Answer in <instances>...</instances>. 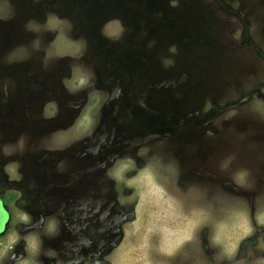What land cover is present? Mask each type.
Listing matches in <instances>:
<instances>
[{
	"label": "rangeland",
	"instance_id": "obj_1",
	"mask_svg": "<svg viewBox=\"0 0 264 264\" xmlns=\"http://www.w3.org/2000/svg\"><path fill=\"white\" fill-rule=\"evenodd\" d=\"M17 49L38 57L8 65V57L13 58ZM189 52L199 58L185 68L188 76L182 82L181 64ZM0 56L7 78L36 82V89L29 88L33 101L36 97L43 103L52 101L50 107L43 106L48 115L41 123L45 135L57 131L51 138L56 148L45 151V162L52 159L54 150L63 156L62 164L57 162L44 174L47 181L43 184L54 195L67 189L57 185V178L86 182L80 176L95 169L98 160L104 169L115 166L121 174L133 164L142 168L127 181L140 201L135 220L123 226L124 237L115 250L122 226L112 229L114 238L104 242L114 244L109 264H190L184 258L187 255L195 264H264L261 0H0ZM47 64L51 68L44 72L41 69ZM15 66L21 67L20 75ZM137 80L159 85L141 88ZM39 88L47 91L38 92ZM227 96L228 101L223 100ZM76 97L83 101L79 111L71 114L70 103ZM29 101H10L18 105L10 126L30 128L35 123L28 122L21 109L33 112ZM5 107L2 104L0 112ZM217 109L218 119L210 121ZM135 112L141 113L139 123L151 121V127L136 125L134 119L140 116ZM199 115L204 146L199 174L214 177V166L222 158L225 163L219 166L228 167L217 175L221 181L202 182V194L197 187L179 184L180 175L191 168L185 163L180 166L175 158L163 159L165 154L174 155L166 148L179 143L166 141L169 136H163L166 131L160 129L166 123L175 127L178 118L182 119L179 127L185 128L184 122L190 124ZM11 139L13 148L22 146L21 135L5 129L0 142ZM28 139L36 143L39 137ZM224 141L237 153L231 156L229 149L219 153L217 146L225 145ZM153 148L161 151L152 155ZM207 148L214 151L203 159ZM143 154L141 165L139 155ZM55 158L58 161L59 154ZM23 161L18 160L21 165ZM13 162L18 163L15 158ZM215 184H221L224 193L210 188ZM186 210L189 214L185 215ZM18 224L28 226L30 222H15L13 233ZM242 246L250 254L238 251L232 256ZM25 251L27 256L22 257L19 247L6 254L0 250V263L12 264L22 258L18 264H40L37 254L33 260L38 247Z\"/></svg>",
	"mask_w": 264,
	"mask_h": 264
},
{
	"label": "flooded vegetation",
	"instance_id": "obj_2",
	"mask_svg": "<svg viewBox=\"0 0 264 264\" xmlns=\"http://www.w3.org/2000/svg\"><path fill=\"white\" fill-rule=\"evenodd\" d=\"M261 1L264 3L263 0ZM203 19L205 20L202 15V21ZM13 54H15L14 57H8L9 61H7V63H26L29 59L38 57L37 53H32L24 49L14 50ZM21 54L24 56H21ZM185 55H187V60L183 63L186 64L181 66L184 70L181 75L179 74V78H186L188 74H186L185 68L188 69L192 67L194 62L199 58V56L191 52ZM191 56L193 57L192 59ZM12 63H8V65H13ZM33 63L32 61V64ZM37 65L39 66V64ZM15 68L18 73L21 67L15 66ZM49 68L51 67H48L47 64L43 66L41 70L46 72L49 71ZM11 69H14V66ZM179 69L176 70V72H179ZM226 74L223 73L224 76H227ZM18 75L20 74L18 73ZM169 77L170 75L168 79ZM205 78L207 77L205 76ZM35 83L36 82H31L29 80L25 81L23 79L14 82L10 80V78H7L6 73L3 71L2 59H0V110L2 104L6 105L5 109L0 112V137L5 129H9L12 135L17 137L21 135L22 137V146L19 147L20 150L16 147L13 148V139L0 142V147L2 149L0 151V250H2V253L5 252L4 254H6L7 251L11 252L12 249L19 247L23 250L22 257H25L27 256L25 250L29 252L32 247L34 249L38 247V251L35 253L33 260L37 254V260L40 264H109L107 258L110 252H112V247L110 246L114 244H104V242H106L107 239L110 241L114 238V234L111 233L112 229L117 228L118 230L121 229L122 226V237L118 244L114 246L115 248L113 247V250H115L120 246L119 244L123 240V226L135 220V216H137L136 210L140 201L137 200L138 197L134 194V192H137L136 189L130 186L127 181L130 178L136 177L137 173L142 171V168L140 165H138L139 168H137L136 164H133V168H131L129 172L121 174L116 170L115 166L104 169L103 162L98 160L95 163V169L93 168L91 172L89 170L87 176H80L79 180L81 178H86V182L75 183L73 178H57V185L67 189L54 195L53 190L48 187V184H43L47 181L44 174L48 173V167L53 168L57 162L62 164L60 160L63 156L59 153L60 151L54 150L52 151L53 153H51L52 159L46 162L44 160L46 157L45 151L50 147L56 148L54 146L56 144L51 142V138L53 135L52 132L57 131L51 130L49 136L44 134V124L41 123V121L43 119L47 120L46 117L48 115L44 112V107L46 105L50 107L52 101L43 103L38 97H36L34 101L31 99L29 88L33 87L36 89ZM158 83L159 82H154L152 80L145 84L142 83V80L138 82L141 88L149 84L150 86L159 85ZM150 89H152V87ZM37 91L42 92L47 90L45 88H39ZM173 92H175V90H173L172 93ZM221 92L222 89L218 90L217 95L219 96ZM226 93L227 91L222 96ZM230 95L232 96V93ZM229 96L225 97L223 100L228 101ZM82 98L83 97H76L72 100L70 103L72 105L71 114L72 112L76 114L79 111L83 101ZM28 99H30L29 103H33L35 108L33 112L30 110L25 111L24 108L21 109L29 116L36 118L37 121L31 119L27 114L22 113L26 116L27 121L29 120L31 123L35 122L33 125H36V128L31 129L33 125H30V128H16L17 126L13 128L9 124L11 123V118L18 105L10 103V101L17 100L20 102V100H22V102H24L27 100L28 102ZM136 114L140 116L134 119L136 125H144L146 128L151 127V121H146L147 124L139 123L141 120V113L137 112ZM219 114L218 109L215 110L209 120L214 121L218 119ZM186 120L184 119L183 121ZM175 122V127L172 126V128H170V125L166 123L165 128L163 125L160 128L166 131L163 136H169L166 141L179 143L178 145L167 147L166 151L169 150L174 153V155L170 157V155L165 154L163 159L169 160V158H175L180 166L185 163L186 167L191 168L188 169L185 174L180 175L183 179H181L179 184L182 183L185 187H197L202 194V182L211 183L210 181H215L217 183L221 181L220 176L217 175L227 170L228 167L221 168L219 166L225 163H223L224 158H222L223 161H217L216 164L218 163V165L214 166L213 174H216L214 177L202 176V173L199 174V172L202 171L201 155L204 152V146H202V116H197V119H193L190 124L184 122L185 128L179 127L182 124L181 118L176 119ZM151 132L154 131L152 130ZM28 136H38L39 140H37L36 143H30L27 141L29 140ZM250 141L249 143L256 148V145ZM185 142L191 146H187L188 144L186 145ZM224 143L225 145L217 146V149H220L218 151L219 153L227 149L231 151V156L233 153H237L234 147L227 146L225 141ZM239 143L234 146L239 145ZM224 146L226 149L223 148ZM9 148L10 150L8 152H4L3 149L8 150ZM15 150H19V152ZM159 150L160 148H153L150 152L152 155H155L159 153ZM205 151L208 152L203 155V159H206L214 150L212 148H207ZM14 153H17L16 157L13 155ZM58 154L59 158L57 161L55 157H57ZM14 158L17 159V162L18 160H24L23 165H21L22 163L20 162H18L20 165L18 163L14 164ZM139 158L141 159L140 164L143 165L145 159L144 154L142 156L139 155ZM186 162H189L191 167ZM86 167H88V163ZM74 183L76 184L75 187L69 188ZM210 188L217 190L218 194L224 193V188L222 189L221 184L218 186L215 184V186H210ZM208 197H212L211 192H209ZM200 202L202 204V196L200 197ZM184 214H189V211L186 210ZM20 220L24 222L29 221L30 224L28 226L18 224L13 233V225L15 222L19 223ZM116 222L121 223V225L116 224ZM249 238H251L250 235L246 236L242 242ZM189 243L190 241L184 242V244ZM41 244L47 245L42 247ZM243 248L244 250H242ZM248 249L249 248L242 246L232 256H236L238 251L250 254L247 252ZM11 254L13 255L14 253ZM184 258L188 260L190 264H195L191 261L190 256L187 255L184 256ZM21 259H14L15 263L12 262V264H18ZM54 259L55 261L52 262ZM58 259L62 261H58ZM4 264H9V262Z\"/></svg>",
	"mask_w": 264,
	"mask_h": 264
},
{
	"label": "water",
	"instance_id": "obj_3",
	"mask_svg": "<svg viewBox=\"0 0 264 264\" xmlns=\"http://www.w3.org/2000/svg\"><path fill=\"white\" fill-rule=\"evenodd\" d=\"M187 54H188V53H187ZM184 57L186 58L187 55H184ZM192 58H193V57L191 56V59H192ZM184 64H186V63H182L181 66H183ZM180 80L183 82L184 79H183V78H179V81H180Z\"/></svg>",
	"mask_w": 264,
	"mask_h": 264
},
{
	"label": "bare ground",
	"instance_id": "obj_4",
	"mask_svg": "<svg viewBox=\"0 0 264 264\" xmlns=\"http://www.w3.org/2000/svg\"><path fill=\"white\" fill-rule=\"evenodd\" d=\"M8 130V129H7Z\"/></svg>",
	"mask_w": 264,
	"mask_h": 264
}]
</instances>
